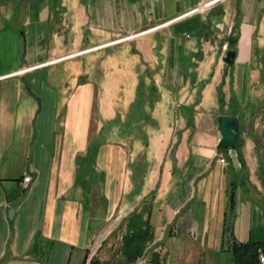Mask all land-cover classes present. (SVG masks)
Returning a JSON list of instances; mask_svg holds the SVG:
<instances>
[{"label": "crops", "instance_id": "crops-1", "mask_svg": "<svg viewBox=\"0 0 264 264\" xmlns=\"http://www.w3.org/2000/svg\"><path fill=\"white\" fill-rule=\"evenodd\" d=\"M207 1L0 0V264H84L89 248L99 250L114 231L124 232L126 219L141 210L155 240L165 231L190 235L199 226L192 200L206 203L204 216L225 217L227 187L234 183L235 195L239 179L264 199L244 146L234 147L235 163L218 146L220 133L207 146L196 133L204 95L214 94L219 106L222 78H208L215 72L208 42L232 11L240 38L233 65L224 68L234 79L243 41L250 42L243 52L251 71L264 0L199 8ZM13 2L20 3L17 18L7 12ZM141 80L146 91L154 86L166 124L155 118L160 122L150 129L142 119L145 136L120 137L114 118L121 109L126 114ZM149 148L162 160L136 162ZM165 153L174 161H164ZM134 165L142 171L137 185ZM25 175L31 176L26 187Z\"/></svg>", "mask_w": 264, "mask_h": 264}, {"label": "rangeland", "instance_id": "rangeland-1", "mask_svg": "<svg viewBox=\"0 0 264 264\" xmlns=\"http://www.w3.org/2000/svg\"><path fill=\"white\" fill-rule=\"evenodd\" d=\"M21 2V1H20ZM11 12L15 13L16 18L19 14L20 3H10ZM202 6V4L200 5ZM199 6V7H200ZM227 17H225V24L219 25L214 35V38L208 42V46L212 49L213 54L209 58V65L215 71L209 75L211 82H218L220 78L224 76V84L222 85V92L224 93V99L226 104L223 107L216 106L215 95L211 92L204 95L202 100L203 107H200L199 115L197 116V134L200 136V145L207 146L214 144V141L219 137L217 116L226 115L229 113L236 114L239 118V130L240 139L237 144V148L240 150L242 146L245 165L251 171V179L254 183H257L261 188V192L264 191V63H258L253 55V47H263L264 45V28L258 31L255 35L257 42L252 46L251 71L248 66L246 57L250 48V42H240L242 47L241 55L236 62V71L234 79L229 78L225 64L222 61V51L230 48H237V46H230L226 41L230 35L238 36L240 38V32L238 28H234L232 11H229ZM220 18L219 15H216ZM11 15L8 17L10 18ZM15 18V16H14ZM17 19L12 22L15 23ZM10 21V20H9ZM232 21V24L230 22ZM22 35V31H20ZM257 36V37H256ZM263 41V42H262ZM239 44V43H238ZM237 45V44H236ZM225 71V72H223ZM223 72V74H222ZM222 75V76H221ZM215 82V83H216ZM149 95L143 102L137 103V93L134 100L126 108V114L122 116V109L116 114L114 120L118 123L119 136L129 135V133H135L136 138L143 133L138 126L140 120L143 119L145 126L150 129H156L158 125L155 118L162 121V124H166L164 117L160 116L161 110L165 106L156 107L155 91L149 90ZM230 102V104H229ZM228 103V104H227ZM181 110L186 108L180 107ZM158 109V112H156ZM124 112V113H125ZM129 121V124H128ZM142 123V124H143ZM161 124V123H160ZM185 127L192 126L191 121L186 123ZM116 125V126H117ZM142 126V125H141ZM178 128V127H177ZM174 128H169L171 132ZM186 132V129L184 130ZM145 136V134H143ZM145 141L147 139L144 137ZM154 140V139H153ZM158 141V139H155ZM154 140V141H155ZM167 139H162L161 145L164 147ZM203 143V144H202ZM233 147H228L227 156L232 157L235 163H239L238 155ZM155 149V148H154ZM159 150V148H157ZM225 149V148H224ZM150 152L143 155H136V162H139L146 156V161L154 162L161 161V153H156L150 149ZM185 154L183 153V156ZM169 156V158H168ZM223 157V158H222ZM154 158V159H153ZM164 161L172 162L174 158L172 155L165 153L163 156ZM132 162V163H135ZM190 161L189 156L185 155L182 163L186 165ZM203 161H208L203 159ZM218 161L225 162V156L218 155ZM208 163V162H207ZM137 168V167H136ZM185 168V167H184ZM183 167L177 168L174 171L173 182L179 178ZM133 180L135 185L139 183L141 176V170L135 169V165L132 169ZM245 172V171H244ZM242 174H246V172ZM229 182V179H228ZM231 185H228L227 193H230ZM238 188L234 195V206L228 210L230 204H227V211L225 217H218L214 211L206 212L204 216V206L200 198L196 197L192 200L190 205L193 207L194 218L198 220V230L190 235H175L170 236L165 231L158 240H155V234L153 233V240L147 244L143 253L137 256L132 261H126L125 256L122 254L120 246L122 243L123 231H114L107 237V240L100 246V249L96 251V255L105 257L104 260H108L114 257L121 264H134L137 260H142L146 264H232L233 250L232 243L246 242L249 234L251 235L250 241H264V199H262L258 193L249 187L248 180L238 181ZM263 189V191H262ZM166 198V193L160 198L159 204H163ZM208 198V195L206 196ZM241 198V200H240ZM205 200V199H204ZM189 206V205H188ZM203 210V213L201 210ZM227 226H229L230 236L228 235ZM246 239V240H244ZM159 246L157 251L153 248ZM155 253L157 255V262L151 260V255ZM256 255V254H255Z\"/></svg>", "mask_w": 264, "mask_h": 264}, {"label": "trees", "instance_id": "trees-1", "mask_svg": "<svg viewBox=\"0 0 264 264\" xmlns=\"http://www.w3.org/2000/svg\"><path fill=\"white\" fill-rule=\"evenodd\" d=\"M234 28H237V27L235 26ZM227 41L230 46H236V43L238 41V36L230 35L227 38ZM253 53L258 63L260 64L264 63V45L263 47H258L257 45H255L253 47ZM229 78H230V74H229ZM223 84H224V76L222 77L221 81L217 85V90H216L217 99L221 107H223L224 104H226L225 99H224V93L222 92ZM150 90L155 91L154 86H151ZM148 96H150L149 92L144 89V86L141 80L139 85L137 86V103L143 102L145 98H147ZM232 115L236 116V114H232ZM238 133H239V136H238L236 143L234 144L235 147L237 146L238 141L241 140L240 130ZM231 186H232L231 190H234V183H232ZM229 209L230 207H228V210ZM143 214H144V210H141L139 212L131 214L126 219V229L124 231V234L122 237V243L120 246L121 252L125 256L126 261H132L137 256L141 255L143 253V250L146 248L147 244L153 240V228L149 224L148 218L147 219L143 218ZM258 243H260V241H255V242L246 241V242H240V243L233 242L232 250H233L234 256H233L232 264H257L255 248ZM151 260L153 262H157V255L155 253L151 255Z\"/></svg>", "mask_w": 264, "mask_h": 264}, {"label": "water", "instance_id": "water-1", "mask_svg": "<svg viewBox=\"0 0 264 264\" xmlns=\"http://www.w3.org/2000/svg\"><path fill=\"white\" fill-rule=\"evenodd\" d=\"M236 58V51L233 48L227 49L222 57V61L225 66L230 67L233 65ZM217 124L220 133V138L218 141V146L222 148H228L233 146L239 136V121L236 116L233 115H219L217 117ZM229 204L232 209L234 206V191L230 192L229 195ZM13 214V210H9V216ZM229 231V226H227ZM230 236V231L228 232Z\"/></svg>", "mask_w": 264, "mask_h": 264}, {"label": "built area", "instance_id": "built-area-1", "mask_svg": "<svg viewBox=\"0 0 264 264\" xmlns=\"http://www.w3.org/2000/svg\"><path fill=\"white\" fill-rule=\"evenodd\" d=\"M30 182H31V176L25 175L22 178L21 183L24 187H26L30 184ZM96 251L97 248H92V247L89 248L84 264H120L114 257L108 260H99V261L96 260ZM255 254H256L257 264H264V241L256 245ZM134 264H146V263L143 262L142 260H137L135 261Z\"/></svg>", "mask_w": 264, "mask_h": 264}, {"label": "bare ground", "instance_id": "bare-ground-1", "mask_svg": "<svg viewBox=\"0 0 264 264\" xmlns=\"http://www.w3.org/2000/svg\"><path fill=\"white\" fill-rule=\"evenodd\" d=\"M215 1L216 0L207 1V2L203 3L202 6H200L199 8H203L204 6H208V5L212 4V3H214Z\"/></svg>", "mask_w": 264, "mask_h": 264}]
</instances>
